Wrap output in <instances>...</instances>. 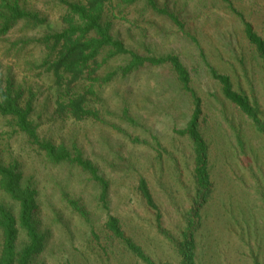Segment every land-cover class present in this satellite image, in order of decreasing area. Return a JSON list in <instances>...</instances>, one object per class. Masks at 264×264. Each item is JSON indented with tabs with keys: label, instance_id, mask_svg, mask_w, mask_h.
<instances>
[{
	"label": "rangeland",
	"instance_id": "374dc122",
	"mask_svg": "<svg viewBox=\"0 0 264 264\" xmlns=\"http://www.w3.org/2000/svg\"><path fill=\"white\" fill-rule=\"evenodd\" d=\"M9 1L43 22L20 21L0 36L1 87L9 83L13 91H21L23 101H30L31 120L40 137L68 147L74 144L108 181L107 208L102 210L96 204L97 189L83 176L45 167L43 154L0 116V157L14 163L21 184L35 191L34 219L45 245L34 264H145L117 244L91 239V226L100 232L108 215L120 219L126 234L156 264H179L175 248L157 225L178 237L193 196L192 145L176 133L190 117L188 97L167 68L144 67L94 87L88 97L96 118L60 115L58 89L40 66L46 55L41 41L47 30L61 28L64 9L55 0ZM229 2L156 0L158 7L178 16L182 31L143 4L123 5L114 11L112 32L141 55L179 56L201 98L200 129L209 146L213 191L195 232L196 264H264V138L223 99L198 55L201 52L210 66L228 75L234 90L255 99L264 119V72L236 15L240 13L264 39V0ZM123 64L122 57L111 58L97 74L102 77ZM141 178L156 209L138 193ZM67 199L78 201L87 220ZM0 202L16 212V205L1 191ZM22 239L20 233L18 247Z\"/></svg>",
	"mask_w": 264,
	"mask_h": 264
},
{
	"label": "trees",
	"instance_id": "16d2710c",
	"mask_svg": "<svg viewBox=\"0 0 264 264\" xmlns=\"http://www.w3.org/2000/svg\"><path fill=\"white\" fill-rule=\"evenodd\" d=\"M63 7L60 15L61 28L47 30L44 39L46 55L40 68L52 78L58 89L57 110L62 116L73 120L97 117L90 104L89 95L94 94V87L110 82L115 76L122 77L144 67L167 68L175 83L188 97L191 105L190 117L181 130L176 133L186 137L192 145L194 191L190 206L184 216V223L178 237H174L157 225L159 231L169 240L179 257V264H196L195 232L200 225V212L208 202L213 184L209 166V146L201 129L200 118L203 114L201 98L191 87L192 76L179 56L141 55L130 49L112 32L114 11L123 5L140 3L150 12L165 18L177 30H183V23L178 16L166 8L158 7L156 0H55ZM227 5L229 0H220ZM234 11V10H233ZM242 35L253 54L260 61L264 72V39L257 34L250 22L240 13ZM20 21L43 22L36 14L26 12L17 3L0 0V36L6 34ZM45 22V19H44ZM187 37H189L187 35ZM196 43V38L190 36ZM103 54V59L99 60ZM199 58L207 75L220 87L224 100L237 108L264 138V119L255 99H250L243 91L233 88L228 75L219 73L199 52ZM123 58L125 64L108 71L100 77L98 70L111 58ZM195 71V69H194ZM63 92V93H61ZM30 101L22 100L21 91H13L10 84L0 85V116L8 119L15 131L24 134L28 141L44 156V166L63 168L83 176L86 183L97 189L96 204L100 209L107 208L108 181L99 174L98 168L85 158L74 144L68 147L44 135L40 137L37 125L31 120ZM137 190L145 204L156 209L146 181L141 178ZM0 191L17 207L16 212L0 202V264H34L36 256L41 252L45 235L41 234L35 224L37 209L35 191L21 184L20 173L14 163H5L0 157ZM65 198V197H64ZM72 208L83 219L87 220L78 201L67 199ZM92 240L104 239L106 244H117L130 255L145 264H156L148 257L125 232L120 219L108 215L102 229L97 232L91 226ZM23 234L22 245L18 247V238ZM102 235V236H101ZM167 264V263H165Z\"/></svg>",
	"mask_w": 264,
	"mask_h": 264
}]
</instances>
